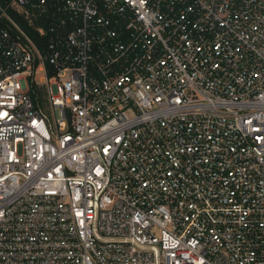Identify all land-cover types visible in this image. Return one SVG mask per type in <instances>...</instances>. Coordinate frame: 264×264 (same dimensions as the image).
<instances>
[{"label": "built area", "instance_id": "obj_1", "mask_svg": "<svg viewBox=\"0 0 264 264\" xmlns=\"http://www.w3.org/2000/svg\"><path fill=\"white\" fill-rule=\"evenodd\" d=\"M0 264H264V0L0 3Z\"/></svg>", "mask_w": 264, "mask_h": 264}, {"label": "trees", "instance_id": "obj_2", "mask_svg": "<svg viewBox=\"0 0 264 264\" xmlns=\"http://www.w3.org/2000/svg\"><path fill=\"white\" fill-rule=\"evenodd\" d=\"M12 0H0V3L7 7ZM10 13L16 17V19H19L20 23L23 25V27L29 32V34L34 38V40L38 43L41 49L44 51V44L46 42L44 37H40L38 32L34 29V27L30 26L27 22L23 21L22 18L17 17L16 14H14L13 11L9 10Z\"/></svg>", "mask_w": 264, "mask_h": 264}]
</instances>
